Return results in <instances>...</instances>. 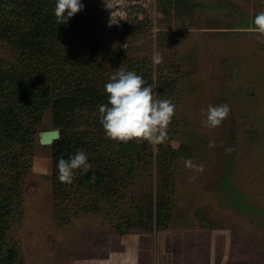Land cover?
I'll return each mask as SVG.
<instances>
[{"label":"rangeland","instance_id":"obj_1","mask_svg":"<svg viewBox=\"0 0 264 264\" xmlns=\"http://www.w3.org/2000/svg\"><path fill=\"white\" fill-rule=\"evenodd\" d=\"M172 2L99 3L96 34L107 54L126 44L129 54L125 59H144L152 83L158 85L154 89L157 97L176 105L168 139L155 146L140 142L146 149L140 151L136 175L126 173L127 167L120 168L128 186L122 195L124 208L128 212L135 196L146 192L154 202L160 181L158 168L163 165L162 170L173 172L174 180L169 194V228L200 225L225 229L230 234L225 242L228 264H237V260L239 264L245 260V264H264V43L250 30L255 27V16L264 11V0H187V8ZM82 47L83 43H74V48ZM154 51L163 55L160 65L152 64ZM0 58H9L2 42ZM161 85L165 87L162 93ZM223 104L230 108L228 118L219 127H205L208 106ZM54 128L47 107L35 125L33 148L27 155L30 167L6 233L7 242L18 247L26 264H65L73 258L107 253L114 264H135L139 233L150 232L145 238L151 242L154 232L161 230L153 224L151 230L131 227L119 234L113 228L122 214L118 203L113 206L101 198L96 211L73 206L67 225L54 221L50 145L38 142L39 132ZM210 141L216 147H209ZM86 155L94 169V158ZM186 159L202 164L204 171L189 170ZM193 176L197 177L194 181ZM93 195L79 200H92ZM241 232H246L245 241L255 250L249 262L238 247L243 241ZM120 246L126 247L131 260H119L124 255Z\"/></svg>","mask_w":264,"mask_h":264},{"label":"trees","instance_id":"obj_2","mask_svg":"<svg viewBox=\"0 0 264 264\" xmlns=\"http://www.w3.org/2000/svg\"><path fill=\"white\" fill-rule=\"evenodd\" d=\"M100 2L81 0L83 9L68 18L66 24H58L54 14L56 0H0V42L9 51L8 59L0 58V264H26L18 247L7 242L6 233L30 167L27 155L33 148L35 125L47 107L60 133L50 145L55 222L67 225L73 206L86 212L96 211L102 198L123 207L119 208V220L113 224L119 234L131 227H170L168 205L174 180L173 172L162 170L163 165L158 168L160 181L154 202L146 192L135 196L128 212L124 208L122 195L128 186L120 168L127 167L126 173L136 175L140 151L146 147H140L135 140L124 143L106 138L97 117L99 106L107 104L104 86L119 70L135 71L148 84L152 83V73L144 59H125L129 54L127 47L107 54L96 34ZM172 3L188 7L187 0ZM161 11L166 13V8ZM76 41L84 47L74 48ZM159 90L162 93L165 87L161 85ZM77 151L92 156L95 168L83 174L80 170L71 184L61 183L58 160L68 159ZM92 193V200H79Z\"/></svg>","mask_w":264,"mask_h":264},{"label":"clouds","instance_id":"obj_3","mask_svg":"<svg viewBox=\"0 0 264 264\" xmlns=\"http://www.w3.org/2000/svg\"><path fill=\"white\" fill-rule=\"evenodd\" d=\"M83 9L81 0H56L54 14L58 24H66L68 18ZM255 27L250 30L257 33L256 39L264 43V11H260L253 21ZM126 49V44L124 45ZM153 66L163 63V55L154 51L151 57ZM155 83L148 82L135 71L119 70L110 77L104 89L107 95V104L99 106V119L103 126L106 138L128 143L148 142L159 145L167 139V130L176 113V105L169 99L157 97L154 89ZM230 108L227 104L212 106L207 109L204 126L213 129L221 126L229 116ZM203 114V112H202ZM209 147H216L210 141ZM185 167L193 172L202 173L204 166L193 163L192 159L185 160ZM58 179L61 183L71 184L76 170L86 173L91 164L88 156L83 151H77L68 159L63 157L58 160ZM197 177L193 176L194 181Z\"/></svg>","mask_w":264,"mask_h":264},{"label":"crops","instance_id":"obj_4","mask_svg":"<svg viewBox=\"0 0 264 264\" xmlns=\"http://www.w3.org/2000/svg\"><path fill=\"white\" fill-rule=\"evenodd\" d=\"M149 233H139L138 241H136L135 264H228V252H226L225 242L228 241L230 234L225 229L215 226L203 227L200 225L168 228L154 232L151 242L150 240L146 241L145 238L148 237ZM245 233L241 232L240 235L243 241L241 244L238 243V247L239 249L241 248L243 254H247L245 257L249 262L255 250L249 240L245 241ZM120 249L124 255L119 256V260L122 259L123 261V258L131 260L133 258L126 254L128 252L126 247L120 246ZM235 249H237L235 245L232 246V251H234L233 257L236 255ZM39 257L42 258V256ZM245 261H243V264L246 263ZM28 264L30 263L28 262ZM39 264L42 263L39 262ZM65 264L114 263H112L110 253H107L103 256L87 259L73 258L66 260ZM117 264L122 263L119 262ZM237 264H239L238 260Z\"/></svg>","mask_w":264,"mask_h":264},{"label":"water","instance_id":"obj_5","mask_svg":"<svg viewBox=\"0 0 264 264\" xmlns=\"http://www.w3.org/2000/svg\"><path fill=\"white\" fill-rule=\"evenodd\" d=\"M59 129H49L39 132L38 142L41 145H51L52 142L59 138Z\"/></svg>","mask_w":264,"mask_h":264}]
</instances>
